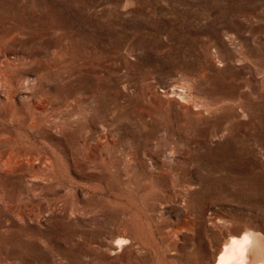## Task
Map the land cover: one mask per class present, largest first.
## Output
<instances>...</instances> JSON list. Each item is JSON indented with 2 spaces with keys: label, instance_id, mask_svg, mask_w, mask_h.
Here are the masks:
<instances>
[{
  "label": "rangeland",
  "instance_id": "1",
  "mask_svg": "<svg viewBox=\"0 0 264 264\" xmlns=\"http://www.w3.org/2000/svg\"><path fill=\"white\" fill-rule=\"evenodd\" d=\"M0 51V264L264 237V0H0Z\"/></svg>",
  "mask_w": 264,
  "mask_h": 264
},
{
  "label": "bare ground",
  "instance_id": "2",
  "mask_svg": "<svg viewBox=\"0 0 264 264\" xmlns=\"http://www.w3.org/2000/svg\"><path fill=\"white\" fill-rule=\"evenodd\" d=\"M11 37V36H10ZM16 37V36H15ZM18 39V38H17ZM16 42V41H15ZM1 52V51H0ZM1 54V53H0ZM16 59V58H15ZM2 62V61H1ZM10 63V62H9ZM11 66V65H10ZM3 70V69H2ZM16 71V70H15ZM11 73V72H9ZM2 74V73H1ZM4 74V73H3ZM6 74V72H5ZM10 75V74H9ZM1 76V75H0ZM18 76H16L17 78ZM4 78V77H3ZM5 78H7L5 76ZM21 78V76H20ZM2 79V78H1ZM0 79V80H1ZM10 79V78H9ZM5 80V79H3ZM8 78L5 80L7 81ZM2 81V80H1ZM0 81V82H1ZM8 82V81H7ZM23 82V81H21ZM27 82V81H26ZM3 83V81H2ZM25 83V82H24ZM30 83V82H29ZM32 83V82H31ZM9 84V83H8ZM11 84H9L10 87ZM14 85V84H13ZM21 85V83H20ZM2 86V85H1ZM18 86V85H17ZM27 86V85H26ZM30 86V85H29ZM12 87V86H11ZM15 88V87H14ZM31 88V87H30ZM13 89V88H12ZM11 89V90H12ZM16 89V88H15ZM14 90V89H13ZM18 90V89H17ZM6 92V91H5ZM17 94V93H16ZM7 95V94H6ZM12 95V94H10ZM9 95V96H10ZM12 97V96H10ZM9 98V97H8ZM14 98V97H13ZM9 101V100H8ZM17 105V104H16ZM16 108V107H15ZM14 111V110H13ZM34 118V117H33ZM35 120V119H34ZM32 121V120H31ZM27 124V123H26ZM36 125V124H35ZM2 151V150H1ZM18 151V150H17ZM16 152V151H15ZM26 155V154H25ZM19 156V155H18ZM29 156V155H28ZM9 157V156H8ZM24 158V157H23ZM1 159V158H0ZM8 160V159H7ZM44 161V160H43ZM13 163V162H12ZM18 163V162H16ZM21 163V162H20ZM24 164V163H23ZM30 164V163H29ZM4 166V165H3ZM19 166V165H18ZM8 168V167H7ZM12 168V167H11ZM21 169V168H20ZM19 169V170H20ZM35 180V179H34ZM256 230V229H255ZM214 264H264V237L247 230L241 236H230Z\"/></svg>",
  "mask_w": 264,
  "mask_h": 264
}]
</instances>
